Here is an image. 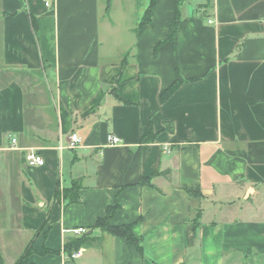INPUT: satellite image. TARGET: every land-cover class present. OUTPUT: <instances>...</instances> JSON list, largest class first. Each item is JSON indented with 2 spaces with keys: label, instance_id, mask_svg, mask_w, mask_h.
Returning a JSON list of instances; mask_svg holds the SVG:
<instances>
[{
  "label": "crops",
  "instance_id": "obj_1",
  "mask_svg": "<svg viewBox=\"0 0 264 264\" xmlns=\"http://www.w3.org/2000/svg\"><path fill=\"white\" fill-rule=\"evenodd\" d=\"M206 1L0 0L6 264H264V0ZM114 205L141 248L95 227Z\"/></svg>",
  "mask_w": 264,
  "mask_h": 264
},
{
  "label": "trees",
  "instance_id": "obj_2",
  "mask_svg": "<svg viewBox=\"0 0 264 264\" xmlns=\"http://www.w3.org/2000/svg\"><path fill=\"white\" fill-rule=\"evenodd\" d=\"M156 2H157V0H151V3L149 5L148 9L146 10L145 16L141 22V25L148 24L152 21ZM211 2H212V0H207L206 5H210ZM181 5H182L181 2L177 3V5H176L175 19L170 23L169 31H168L167 37L165 39L166 41H171L174 44H176V42H177L178 28H179V25L182 21ZM32 26H33V29L35 30V32H37V25H36V21L34 18L32 19ZM181 84H182L181 80H177V81L173 82L168 88H166L162 92V94H161L162 100L163 101L167 100L179 88V86ZM167 129L172 130V126L168 125ZM155 135H156V133L154 132L151 124H149L146 127H143L141 129V141L142 142L153 141L155 138ZM150 181H151L150 176L142 177L140 184L141 185L151 184ZM183 188L195 200H200L203 196V194H202V192L198 186L184 185ZM56 195L58 196V191H57ZM118 207H119V205L110 206L107 210L106 216L103 218H99L96 221L95 227H100L102 230L107 231L112 235H118V236L125 237V239L129 245L141 248L140 240L134 236V234L132 232V225L131 224H129V225L111 224V221H112ZM199 217H200V211L197 210L196 214L193 218V225H194L195 234H196L197 228L199 226ZM82 238L73 239V240H70L66 243V249L70 252V256L73 254V251L75 249H78V247H80V245L82 244V240H81ZM50 252H53V250L48 249V248H45L42 251V253H50ZM29 254H30V250H27L22 256H20V258L14 264H32L29 262ZM0 264H6L1 255H0Z\"/></svg>",
  "mask_w": 264,
  "mask_h": 264
},
{
  "label": "built area",
  "instance_id": "obj_3",
  "mask_svg": "<svg viewBox=\"0 0 264 264\" xmlns=\"http://www.w3.org/2000/svg\"><path fill=\"white\" fill-rule=\"evenodd\" d=\"M109 140H110L111 144H118L121 141V139L119 137L113 136V135L109 136ZM12 141H13V143H16V138H13ZM80 141H81V138L78 136V134L73 133V134H71L70 140L66 144V147H68L70 149L76 148L79 145ZM26 159H27V163L29 166H42L45 163L44 158L37 152H29L27 154ZM72 231L76 234H81V233L86 231V228L78 227V228H74ZM77 255H78V253H75V254H72L71 257L74 258ZM67 264H69V263H67Z\"/></svg>",
  "mask_w": 264,
  "mask_h": 264
}]
</instances>
